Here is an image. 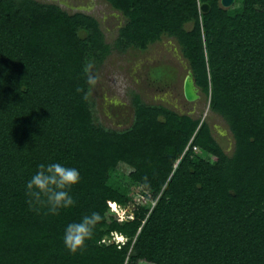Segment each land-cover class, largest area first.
<instances>
[{
  "label": "trees",
  "instance_id": "trees-1",
  "mask_svg": "<svg viewBox=\"0 0 264 264\" xmlns=\"http://www.w3.org/2000/svg\"><path fill=\"white\" fill-rule=\"evenodd\" d=\"M105 1L123 16L113 44L92 13L0 0V264H264V0ZM165 37L228 122L232 151L207 120L138 94L128 127L98 121L94 65L113 48L145 50ZM53 161L82 177L76 204L56 215L30 209L25 194L37 165ZM120 164L153 201L128 218L112 210L133 200ZM93 210L104 219L70 251L64 226Z\"/></svg>",
  "mask_w": 264,
  "mask_h": 264
},
{
  "label": "rangeland",
  "instance_id": "rangeland-1",
  "mask_svg": "<svg viewBox=\"0 0 264 264\" xmlns=\"http://www.w3.org/2000/svg\"><path fill=\"white\" fill-rule=\"evenodd\" d=\"M43 1L58 2L70 11L82 9L94 14L100 20L107 41L112 44L116 39L118 26L123 22L122 14L105 0ZM241 4L242 0H235L229 8L239 7ZM189 69L188 62L173 38L165 37L152 43L145 50L128 48L120 51L113 48L106 59L93 68L95 80L91 88V100L98 121L107 127L120 129L128 127L134 118L132 98L138 94L145 103L165 104L180 113H189L207 120L214 136L227 151H232L234 139L228 122L211 108L209 95L200 90L201 96L196 101L186 99L183 85ZM155 72H161L163 80L151 77V73ZM195 151L204 158L210 157L199 147ZM128 172L129 167L120 164L116 173L126 184L133 198L127 206L113 205L112 210L122 218L133 217V210L138 204L147 206L153 204V201L145 195L144 187L138 182L131 181ZM114 236L117 240H126L123 235L115 233Z\"/></svg>",
  "mask_w": 264,
  "mask_h": 264
},
{
  "label": "clouds",
  "instance_id": "clouds-1",
  "mask_svg": "<svg viewBox=\"0 0 264 264\" xmlns=\"http://www.w3.org/2000/svg\"><path fill=\"white\" fill-rule=\"evenodd\" d=\"M85 72L88 67L85 66ZM89 82L95 77L89 75ZM78 167L60 161L40 163L25 183L27 204L34 211L45 210V214H59L62 209L71 208L76 199L71 189L81 180ZM104 219L101 212L93 210L79 219L70 220L63 228L62 240L72 252L83 250Z\"/></svg>",
  "mask_w": 264,
  "mask_h": 264
},
{
  "label": "water",
  "instance_id": "water-1",
  "mask_svg": "<svg viewBox=\"0 0 264 264\" xmlns=\"http://www.w3.org/2000/svg\"><path fill=\"white\" fill-rule=\"evenodd\" d=\"M220 2L222 6L229 7L230 5L234 4L235 0H220ZM201 8L204 11H208L210 4L204 2L201 4ZM183 91L186 99L189 101H196L201 96L200 87L197 85L194 72L191 69L188 70V73L184 79Z\"/></svg>",
  "mask_w": 264,
  "mask_h": 264
},
{
  "label": "built area",
  "instance_id": "built-area-1",
  "mask_svg": "<svg viewBox=\"0 0 264 264\" xmlns=\"http://www.w3.org/2000/svg\"><path fill=\"white\" fill-rule=\"evenodd\" d=\"M198 147L197 146H194V149H197Z\"/></svg>",
  "mask_w": 264,
  "mask_h": 264
},
{
  "label": "flooded vegetation",
  "instance_id": "flooded-vegetation-1",
  "mask_svg": "<svg viewBox=\"0 0 264 264\" xmlns=\"http://www.w3.org/2000/svg\"><path fill=\"white\" fill-rule=\"evenodd\" d=\"M78 10H82V9H78Z\"/></svg>",
  "mask_w": 264,
  "mask_h": 264
}]
</instances>
